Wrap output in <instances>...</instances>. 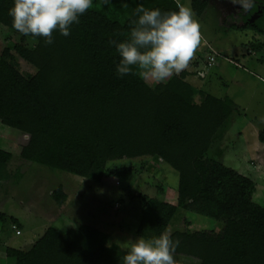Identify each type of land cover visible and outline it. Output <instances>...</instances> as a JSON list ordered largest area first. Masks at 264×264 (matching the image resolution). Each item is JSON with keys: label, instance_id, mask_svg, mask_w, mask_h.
Segmentation results:
<instances>
[{"label": "trees", "instance_id": "obj_1", "mask_svg": "<svg viewBox=\"0 0 264 264\" xmlns=\"http://www.w3.org/2000/svg\"><path fill=\"white\" fill-rule=\"evenodd\" d=\"M121 1L119 16L90 8L69 36L54 31L50 45L21 34L35 46L20 41L1 51L0 124L17 137L11 150L0 148V181L10 177L11 156L95 181L108 162L149 156L174 172L177 201L144 196L136 235L158 236L177 208L187 209L220 226L173 231L172 238L180 241L173 254L197 264H264V205L251 199L254 184L211 157L238 110L235 102L193 87L185 71L163 83L119 76V57L108 41L129 38V17L138 6L174 11L178 5L176 0ZM12 3L0 0V25L17 32L9 15ZM206 7L205 0H191L197 16ZM221 25L262 32L264 4L247 13L239 9ZM14 55L32 65L33 74L15 69L9 61ZM257 137L264 143V124ZM130 172L123 165L110 170L119 180ZM65 196L60 186L52 191L56 202ZM11 221L19 225L16 218ZM3 253L14 264H122L125 254L106 232L83 223L63 229L49 225L28 249L4 246Z\"/></svg>", "mask_w": 264, "mask_h": 264}, {"label": "rangeland", "instance_id": "obj_2", "mask_svg": "<svg viewBox=\"0 0 264 264\" xmlns=\"http://www.w3.org/2000/svg\"><path fill=\"white\" fill-rule=\"evenodd\" d=\"M178 1L191 7V0ZM205 1L207 7L202 14L194 16L200 24L201 42L188 67L181 72L185 71V80L193 87L226 95L235 102L238 110L211 157L249 178L254 184L251 199L264 205V143L257 137L264 124V29L257 32L221 25L222 19L237 12L240 5L231 0ZM121 2L111 0L110 5L101 6L100 0H93L92 8L119 16ZM20 41L35 46L34 39H21V34L0 25V53ZM207 46L213 49L212 53L208 54ZM9 61L24 76L35 70L16 55ZM16 137L15 130L0 124V148L11 150ZM122 165L131 167L125 180L110 173ZM6 167L10 177L0 181V214L5 216V221H0V264H14L13 259L5 257L4 246L28 249L49 225L63 229L89 224L106 232L109 242L127 246L138 236L135 230L144 196L148 199L158 196L173 204L177 201L174 172L149 156L108 162L106 173L98 181L16 156L10 157ZM58 186L66 194L62 202L52 197ZM13 217L19 220L15 226L20 234L11 228ZM219 226L211 218L177 208L164 231ZM173 256L175 264H197L195 259Z\"/></svg>", "mask_w": 264, "mask_h": 264}, {"label": "clouds", "instance_id": "obj_3", "mask_svg": "<svg viewBox=\"0 0 264 264\" xmlns=\"http://www.w3.org/2000/svg\"><path fill=\"white\" fill-rule=\"evenodd\" d=\"M244 12L264 4V0H231ZM108 6L111 0H100ZM93 7V0H13L9 15L12 27L24 36L42 37L45 44L54 42L53 33L65 37L71 26ZM190 6L178 4L174 11L138 6L129 23V38L109 40L119 57L116 73L148 78L155 83L166 82L174 74L186 69L201 42L200 24ZM172 229L158 236H137L124 249L122 264H175L173 253L179 239L172 238Z\"/></svg>", "mask_w": 264, "mask_h": 264}, {"label": "built area", "instance_id": "obj_4", "mask_svg": "<svg viewBox=\"0 0 264 264\" xmlns=\"http://www.w3.org/2000/svg\"><path fill=\"white\" fill-rule=\"evenodd\" d=\"M11 228L15 231V234H20V233H21L20 229L17 228V227L15 226V224H11Z\"/></svg>", "mask_w": 264, "mask_h": 264}, {"label": "crops", "instance_id": "obj_5", "mask_svg": "<svg viewBox=\"0 0 264 264\" xmlns=\"http://www.w3.org/2000/svg\"><path fill=\"white\" fill-rule=\"evenodd\" d=\"M178 2V4H180V2L178 0H176ZM208 47V54L212 53L213 52V49L209 46ZM17 219V218H16ZM19 221V220H18ZM15 248V247H14Z\"/></svg>", "mask_w": 264, "mask_h": 264}]
</instances>
